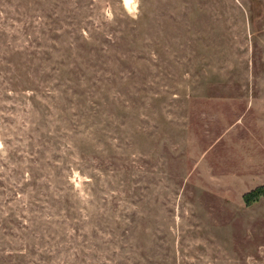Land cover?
<instances>
[{
	"label": "rangeland",
	"instance_id": "1",
	"mask_svg": "<svg viewBox=\"0 0 264 264\" xmlns=\"http://www.w3.org/2000/svg\"><path fill=\"white\" fill-rule=\"evenodd\" d=\"M264 0H0V264H264Z\"/></svg>",
	"mask_w": 264,
	"mask_h": 264
},
{
	"label": "trees",
	"instance_id": "2",
	"mask_svg": "<svg viewBox=\"0 0 264 264\" xmlns=\"http://www.w3.org/2000/svg\"><path fill=\"white\" fill-rule=\"evenodd\" d=\"M264 193V184L253 188L252 190L243 194V198L245 201H249L252 198H256L255 196Z\"/></svg>",
	"mask_w": 264,
	"mask_h": 264
}]
</instances>
